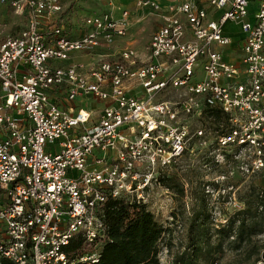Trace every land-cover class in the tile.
<instances>
[{"label": "built area", "instance_id": "built-area-1", "mask_svg": "<svg viewBox=\"0 0 264 264\" xmlns=\"http://www.w3.org/2000/svg\"><path fill=\"white\" fill-rule=\"evenodd\" d=\"M256 1L252 15L250 0H176L164 9L136 0L162 19L146 60L123 47L117 59L99 57L84 70L58 62L112 46L126 34L127 9L118 18L112 9L86 16L73 37L58 19L64 0H0L26 17L0 42V258L70 264L63 248L76 236L82 245L74 260L95 264L110 240L107 202L124 198L149 209L160 170L185 151L189 125L179 113L220 109L231 128L217 136L218 148L234 147L244 172L264 167V0ZM228 23L242 34L238 61L223 53L232 43ZM139 87L141 95L131 91ZM169 88L182 90L177 101L159 98ZM57 92L66 102L80 96L107 103L87 125L93 110L61 106Z\"/></svg>", "mask_w": 264, "mask_h": 264}, {"label": "rangeland", "instance_id": "rangeland-1", "mask_svg": "<svg viewBox=\"0 0 264 264\" xmlns=\"http://www.w3.org/2000/svg\"><path fill=\"white\" fill-rule=\"evenodd\" d=\"M129 1L130 4L134 2ZM107 6L106 1L66 0L65 9L58 19L67 32L78 35L83 30V19L109 10ZM257 9L258 1L250 0L249 10L252 15ZM140 15L139 21L132 22L127 41L142 48L150 35L153 25L151 20L154 17L146 10ZM25 23L24 15L14 13L8 4L0 2V42L7 36L16 35ZM197 68L194 77L199 79L202 68ZM134 93L141 95L142 89L139 87ZM180 94L182 90L169 88L159 98L177 101ZM73 105L76 110L79 107L87 108L84 102L74 101ZM178 118L189 125L186 149L170 167L159 169L160 174L170 177L172 188H168L170 192L166 193V186L158 179L161 183L152 190L148 199L149 210L155 220L167 228L158 241L157 254L167 264L171 256L185 244L188 225L195 210L205 206L212 226L216 227L223 224L233 211L243 208V195L249 186L264 185V167L252 173L244 172L240 169V161L232 158L234 147L218 148L217 129H214L203 112L188 116L179 113ZM197 130H202V135L196 134ZM235 255V252L225 251L219 264H233Z\"/></svg>", "mask_w": 264, "mask_h": 264}, {"label": "trees", "instance_id": "trees-1", "mask_svg": "<svg viewBox=\"0 0 264 264\" xmlns=\"http://www.w3.org/2000/svg\"><path fill=\"white\" fill-rule=\"evenodd\" d=\"M202 112L218 134L231 128L228 115L220 109L205 107ZM158 179L167 189L172 188L169 176L159 174ZM243 198V208L233 211L216 227L212 226L205 206L195 210L186 242L168 264H219L225 251L236 253L233 264H264V185L249 186ZM105 222L110 240L101 246L95 264H159L158 241L167 228L155 220L145 204L124 198L110 199ZM81 245L82 240L75 236L63 248L73 259L70 264H89L74 260ZM0 264L13 263L1 257Z\"/></svg>", "mask_w": 264, "mask_h": 264}, {"label": "crops", "instance_id": "crops-1", "mask_svg": "<svg viewBox=\"0 0 264 264\" xmlns=\"http://www.w3.org/2000/svg\"><path fill=\"white\" fill-rule=\"evenodd\" d=\"M156 1L160 4L161 9H164L167 4L174 2L176 0H156ZM135 2L136 0H134V2L130 4L129 0H114L112 6L108 5L109 9H112L113 15L116 18L120 16V13L122 10L127 9L129 11V16H128L129 24L127 26L126 34L124 36L116 37L115 43L112 46H101L91 52L76 51L70 55V58L68 60L63 61V62H58V64L67 65L69 63H76V62L82 63L84 66V70H87L89 66H91L96 60H98L99 57H103L104 59H117L119 56L120 49L123 47H131L137 50L139 62L146 60L147 53H148L147 46L150 40V36L152 32L162 24V19L157 12L149 8H146L143 10L138 9L135 6ZM64 3L66 4V0H64ZM65 4H64V9H65ZM144 10L149 11V13H151L154 18L151 20L153 25H152V29L148 37V40L142 48L141 47L139 48V46H137L136 44L129 43L127 41V36L129 34V29L132 25V22L139 21L141 19L140 14ZM208 12L210 15H213V16H217L219 14V11H215L212 8H208ZM225 28H226V32L229 33V35H231L232 37V43L230 46L225 47L223 49V53L225 57L229 59L230 61H238L239 56H240V53L238 50V47H239L238 44H239V40L241 39L242 34L239 30L238 25L236 24L228 23L226 24ZM70 35L73 37L76 36L72 33H70ZM137 90H138L137 88L131 89L132 92H136ZM56 96L59 97V100L57 101L59 105L61 106L65 105L68 107L70 105L75 109L73 102L78 101V102H84L86 104L87 108H84V109L93 110V114L91 116L90 121L87 123V125H91L92 123L97 121V117L100 112V109L107 103V101L95 100L93 98L80 97V96L75 98L71 102H66L64 100L63 92H57Z\"/></svg>", "mask_w": 264, "mask_h": 264}]
</instances>
